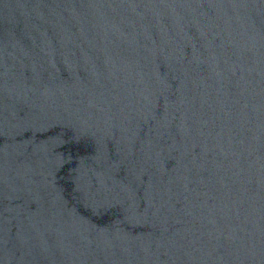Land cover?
I'll return each mask as SVG.
<instances>
[{"label": "water", "instance_id": "95a60500", "mask_svg": "<svg viewBox=\"0 0 264 264\" xmlns=\"http://www.w3.org/2000/svg\"><path fill=\"white\" fill-rule=\"evenodd\" d=\"M0 264H264V0H0Z\"/></svg>", "mask_w": 264, "mask_h": 264}]
</instances>
